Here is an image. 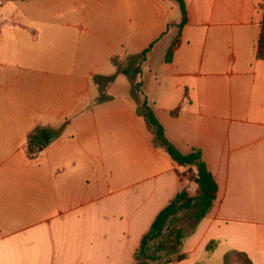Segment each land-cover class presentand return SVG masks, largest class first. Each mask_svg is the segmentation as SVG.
<instances>
[{"label":"crops","instance_id":"crops-1","mask_svg":"<svg viewBox=\"0 0 264 264\" xmlns=\"http://www.w3.org/2000/svg\"><path fill=\"white\" fill-rule=\"evenodd\" d=\"M183 1L179 27L175 0H0V48L33 50L29 77L20 58L0 74V264H136L158 212L182 189L194 196L195 169L153 144L117 69L146 49L155 118L217 186L168 264H222L230 249L264 264L263 0ZM40 126L61 131L30 157Z\"/></svg>","mask_w":264,"mask_h":264},{"label":"trees","instance_id":"trees-1","mask_svg":"<svg viewBox=\"0 0 264 264\" xmlns=\"http://www.w3.org/2000/svg\"><path fill=\"white\" fill-rule=\"evenodd\" d=\"M178 3L181 13L179 27L186 22L187 14L183 0H175ZM262 17L259 27L258 38L255 46V56L264 60V0L262 4ZM147 49L133 57V64H118V72L125 74L132 87V96L137 101L136 113L144 120L148 131L152 135L153 144L164 149L170 158L180 166L195 169L191 178L196 184L194 196H189L185 189H182L165 207H163L150 227L142 236L140 245L135 251L136 264H168L183 257L180 254L182 241L196 227L212 207L216 197V183L207 170L201 153L198 149L181 153L164 134L162 125L155 118L150 102L141 90L140 65L145 59ZM165 60H168L166 55ZM129 65V69H126ZM113 76L107 81L113 80ZM94 82L99 84V79L94 78ZM104 98V96L102 97ZM177 109L171 111L172 116H176ZM61 127L52 128L48 126L36 127L28 136L27 150L30 157L35 156L53 139L60 134ZM217 245V241L210 240L206 243L204 250L212 252ZM222 264H252L248 256L238 250L230 249L226 251L221 259Z\"/></svg>","mask_w":264,"mask_h":264},{"label":"rangeland","instance_id":"rangeland-1","mask_svg":"<svg viewBox=\"0 0 264 264\" xmlns=\"http://www.w3.org/2000/svg\"><path fill=\"white\" fill-rule=\"evenodd\" d=\"M23 44H24L23 47H18V46L15 47V46L7 45L4 48H0V62L6 63V65H0V74L10 73L13 69L12 66L15 65V59L20 58L24 61L22 64L24 68V70L22 71V73L24 74V78L30 76L29 70H25V67H30L29 64H26V58H30L33 55V50L31 49L29 45L25 46L26 44L25 41ZM3 58L6 60H1ZM120 87H121V84H120Z\"/></svg>","mask_w":264,"mask_h":264}]
</instances>
